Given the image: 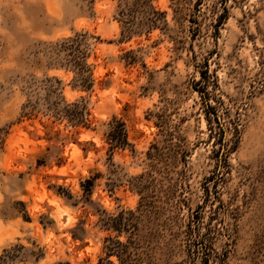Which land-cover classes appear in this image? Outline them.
<instances>
[{
  "label": "rangeland",
  "instance_id": "1",
  "mask_svg": "<svg viewBox=\"0 0 264 264\" xmlns=\"http://www.w3.org/2000/svg\"><path fill=\"white\" fill-rule=\"evenodd\" d=\"M0 264H264V0H0Z\"/></svg>",
  "mask_w": 264,
  "mask_h": 264
},
{
  "label": "trees",
  "instance_id": "2",
  "mask_svg": "<svg viewBox=\"0 0 264 264\" xmlns=\"http://www.w3.org/2000/svg\"><path fill=\"white\" fill-rule=\"evenodd\" d=\"M111 130L108 139L112 142L114 147L125 148L130 145L128 142V133L124 122H116L111 124Z\"/></svg>",
  "mask_w": 264,
  "mask_h": 264
}]
</instances>
